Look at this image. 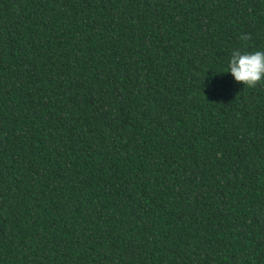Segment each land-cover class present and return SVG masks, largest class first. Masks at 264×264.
Masks as SVG:
<instances>
[{"label": "trees", "instance_id": "16d2710c", "mask_svg": "<svg viewBox=\"0 0 264 264\" xmlns=\"http://www.w3.org/2000/svg\"><path fill=\"white\" fill-rule=\"evenodd\" d=\"M233 50L264 0H0V264H264Z\"/></svg>", "mask_w": 264, "mask_h": 264}, {"label": "clouds", "instance_id": "9594fccd", "mask_svg": "<svg viewBox=\"0 0 264 264\" xmlns=\"http://www.w3.org/2000/svg\"><path fill=\"white\" fill-rule=\"evenodd\" d=\"M221 73L230 74L234 82L249 87L255 86L264 80V50L252 52L233 50L228 61L227 71Z\"/></svg>", "mask_w": 264, "mask_h": 264}]
</instances>
